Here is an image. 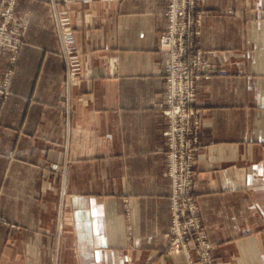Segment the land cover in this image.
<instances>
[{"label":"crops","instance_id":"crops-1","mask_svg":"<svg viewBox=\"0 0 264 264\" xmlns=\"http://www.w3.org/2000/svg\"><path fill=\"white\" fill-rule=\"evenodd\" d=\"M77 48L69 75L55 13ZM194 192L216 264H264V0H202ZM167 0H17L0 110V264H191L170 249ZM195 248L191 250L195 254ZM196 255V254H195Z\"/></svg>","mask_w":264,"mask_h":264},{"label":"built area","instance_id":"built-area-1","mask_svg":"<svg viewBox=\"0 0 264 264\" xmlns=\"http://www.w3.org/2000/svg\"><path fill=\"white\" fill-rule=\"evenodd\" d=\"M58 1L68 4L84 0H54ZM201 3L202 0H167L168 24L160 36L161 50L167 56L163 113L168 118L164 136L167 171L172 180V227L168 246L183 250L191 264H216L194 192L196 154L202 146L203 134L201 109L196 105L197 83L201 78L227 74L228 71L210 63L200 48ZM16 8L17 0H0V58L7 48L17 54L24 43L25 25L16 22ZM55 18L62 53L69 75L74 78L77 74V48L68 9H58ZM11 72L9 70L0 79V108L8 93Z\"/></svg>","mask_w":264,"mask_h":264},{"label":"rangeland","instance_id":"rangeland-1","mask_svg":"<svg viewBox=\"0 0 264 264\" xmlns=\"http://www.w3.org/2000/svg\"><path fill=\"white\" fill-rule=\"evenodd\" d=\"M51 2H53V4L55 5V4H57V3H63V5H65V6H68V4H66V3H64V2H62V1H58V2H54V0H50ZM201 5H202V3H201ZM65 8V7H64ZM68 8V7H67ZM62 9V8H61ZM201 9H202V7H201ZM16 10H17V8H16ZM202 11H203V9H202ZM22 24H24V23H22ZM25 25V24H24ZM25 30H26V27H25ZM57 30H58V26H57ZM24 36H25V34H24ZM24 42H25V40H24ZM22 46V45H21ZM21 48V47H20ZM5 49V48H4ZM8 49V48H7ZM6 50V49H5ZM5 50H4V52H5ZM11 50V49H10ZM13 52V51H12ZM14 56H16V53L14 54L13 53V57ZM9 71V70H8ZM7 71V72H8ZM7 72L5 73V75L7 74ZM11 74H12V72H11ZM5 75H4V77H5ZM3 77V78H4ZM3 78H1V79H3ZM10 81H11V79H10ZM9 92H10V84H9V87H8V93L6 94V96L3 98L4 100H3V103H4V101H5V99L7 98V96L9 95ZM3 103H2V105H3ZM2 105H1V108H2ZM1 108H0V110H1ZM166 116V115H165ZM167 117V116H166ZM168 119V118H167ZM166 156H167V148H166ZM167 169H168V158H167ZM170 233V232H169ZM169 233L167 234V238H168V236H169Z\"/></svg>","mask_w":264,"mask_h":264}]
</instances>
